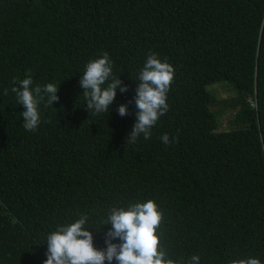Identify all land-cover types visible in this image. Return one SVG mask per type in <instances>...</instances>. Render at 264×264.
<instances>
[{
  "label": "trees",
  "instance_id": "1",
  "mask_svg": "<svg viewBox=\"0 0 264 264\" xmlns=\"http://www.w3.org/2000/svg\"><path fill=\"white\" fill-rule=\"evenodd\" d=\"M104 52L128 90L95 114L79 81ZM150 53L175 69L169 110L127 143ZM28 75L59 85L34 132L11 91ZM215 83L235 92L228 130ZM148 200L167 258L264 264V0H0V264H43L47 235L81 215L105 249L110 210Z\"/></svg>",
  "mask_w": 264,
  "mask_h": 264
},
{
  "label": "clouds",
  "instance_id": "2",
  "mask_svg": "<svg viewBox=\"0 0 264 264\" xmlns=\"http://www.w3.org/2000/svg\"><path fill=\"white\" fill-rule=\"evenodd\" d=\"M175 77V69L168 62L163 61L157 53H150L139 73V85L136 89L135 104L137 108L136 122L129 134L127 143H135L143 135L145 140L151 139V130L159 118L169 110L167 96ZM80 87L84 89L83 95L87 108L95 114L108 113L117 95L126 92L127 86L113 75V62L109 54L91 60L85 67ZM31 75L19 81V87H12L16 94L18 104L25 107L21 113L24 118L23 127L30 132L37 130L41 123L39 106H52L59 100L57 95L59 85L48 83L44 86L32 87ZM5 96L8 89L4 90ZM120 116L128 114V107L121 104L118 108ZM176 138L170 139L166 133L161 137L168 145ZM87 215H81L75 222L58 226L56 231L46 237L48 250L43 264H109L115 259L118 264H183L180 260L167 258L166 250L161 245V233L157 234L164 214L154 200L135 203L127 208L113 207L107 215L103 225H111L106 233L105 249L94 247V237L86 224ZM119 238L120 243H113ZM188 264H200V257L193 255ZM229 264H261V260L254 257L233 259Z\"/></svg>",
  "mask_w": 264,
  "mask_h": 264
},
{
  "label": "rangeland",
  "instance_id": "3",
  "mask_svg": "<svg viewBox=\"0 0 264 264\" xmlns=\"http://www.w3.org/2000/svg\"><path fill=\"white\" fill-rule=\"evenodd\" d=\"M207 89L210 90L217 98V101L212 104L211 109L218 114L219 129H230L231 125L235 123L234 116L236 114V110L231 109L229 103L230 99L235 97V92L228 86L218 83L208 85Z\"/></svg>",
  "mask_w": 264,
  "mask_h": 264
}]
</instances>
